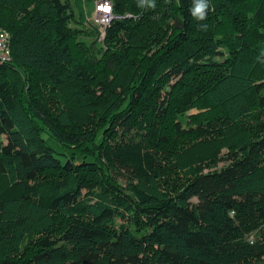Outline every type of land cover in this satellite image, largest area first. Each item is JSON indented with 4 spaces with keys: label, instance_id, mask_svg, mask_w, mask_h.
Returning a JSON list of instances; mask_svg holds the SVG:
<instances>
[{
    "label": "trees",
    "instance_id": "16d2710c",
    "mask_svg": "<svg viewBox=\"0 0 264 264\" xmlns=\"http://www.w3.org/2000/svg\"><path fill=\"white\" fill-rule=\"evenodd\" d=\"M111 1L0 0V264H264V0Z\"/></svg>",
    "mask_w": 264,
    "mask_h": 264
},
{
    "label": "rangeland",
    "instance_id": "374dc122",
    "mask_svg": "<svg viewBox=\"0 0 264 264\" xmlns=\"http://www.w3.org/2000/svg\"><path fill=\"white\" fill-rule=\"evenodd\" d=\"M73 3H75V0H71ZM82 6L85 10V14L87 15L88 19H89V22H94L95 24H98L99 23L96 21V18H95V15H96V10H95V7H96V2H90L88 0H82ZM76 13L78 14V9H76ZM76 14V16H77ZM96 21V22H95ZM74 26H76L77 24L76 23H73ZM100 23V30H101V36H100V39H102L105 35V32H106V28L107 26L109 25H103ZM262 92H264V89L262 90ZM204 108H192L190 110H188L187 112H184L183 114L181 113L180 116H179V119L184 123V124H195L194 121H196L197 119V116L199 113H203L204 112ZM260 111V110H258ZM260 118L261 119H264V113L260 115ZM178 119V120H179ZM186 125V126H187ZM0 138L2 141L6 142V136L4 135H0ZM53 143V142H52ZM54 144V143H53ZM56 147H58V145L54 144ZM228 149L226 147H224L222 149V153H226ZM225 164V161H220L217 165L218 168L222 167L223 165ZM6 188V184H5V181L4 179H0V190H4ZM122 221L119 220L118 223H121ZM60 227L58 229H54V232L52 235H55L57 233L60 232Z\"/></svg>",
    "mask_w": 264,
    "mask_h": 264
},
{
    "label": "built area",
    "instance_id": "2783aa9c",
    "mask_svg": "<svg viewBox=\"0 0 264 264\" xmlns=\"http://www.w3.org/2000/svg\"><path fill=\"white\" fill-rule=\"evenodd\" d=\"M107 9V10H105ZM96 21L103 25H108L118 17L114 14L111 0H99L96 2ZM95 21V22H96ZM102 25V26H103ZM12 60L11 34L4 27L0 26V63H7Z\"/></svg>",
    "mask_w": 264,
    "mask_h": 264
},
{
    "label": "clouds",
    "instance_id": "9594fccd",
    "mask_svg": "<svg viewBox=\"0 0 264 264\" xmlns=\"http://www.w3.org/2000/svg\"><path fill=\"white\" fill-rule=\"evenodd\" d=\"M147 3L149 7H155L154 0H147ZM138 6L143 7L144 5L139 3ZM208 7V0H194L192 15L198 20H203L206 18Z\"/></svg>",
    "mask_w": 264,
    "mask_h": 264
},
{
    "label": "water",
    "instance_id": "95a60500",
    "mask_svg": "<svg viewBox=\"0 0 264 264\" xmlns=\"http://www.w3.org/2000/svg\"><path fill=\"white\" fill-rule=\"evenodd\" d=\"M182 25L180 24V22H178V27H181Z\"/></svg>",
    "mask_w": 264,
    "mask_h": 264
},
{
    "label": "snow or ice",
    "instance_id": "6c2138e0",
    "mask_svg": "<svg viewBox=\"0 0 264 264\" xmlns=\"http://www.w3.org/2000/svg\"><path fill=\"white\" fill-rule=\"evenodd\" d=\"M105 10H107V9H105Z\"/></svg>",
    "mask_w": 264,
    "mask_h": 264
}]
</instances>
